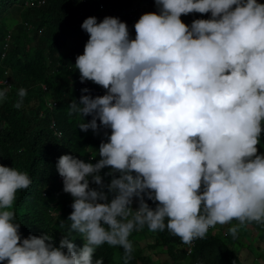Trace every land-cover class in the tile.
Wrapping results in <instances>:
<instances>
[{
    "label": "clouds",
    "instance_id": "obj_1",
    "mask_svg": "<svg viewBox=\"0 0 264 264\" xmlns=\"http://www.w3.org/2000/svg\"><path fill=\"white\" fill-rule=\"evenodd\" d=\"M77 2L73 24L88 40L75 68L81 83L91 81L105 94L82 95L79 103L69 104L68 114L79 115L82 132L97 134L102 127L110 135L100 143L96 163L69 154L57 160L58 182L73 198L69 234L58 247L46 232L21 237L12 209L17 190L28 189L32 181L27 173L0 165V262L103 264L94 254L107 244L122 248L128 264L134 250L128 238L145 226L179 237L190 259L194 240L204 239L218 224L237 221L228 229L233 237L246 224H264V154H257L264 121V4L154 0L157 7L146 13V6L134 1L126 24L110 17L113 8L104 3L100 18L80 24L89 0ZM194 13L211 15L192 20ZM15 24L10 20L7 26L4 50ZM25 26L29 36H40L42 30ZM45 64L51 66L49 58ZM11 86L5 69L0 103ZM38 87L45 108L54 111L57 103L49 98L48 86ZM25 95L19 89L15 108L22 107ZM49 129L62 137L54 121ZM88 153L92 160L94 152ZM104 168L112 177L107 184L100 175ZM73 232L83 238L82 247L73 243Z\"/></svg>",
    "mask_w": 264,
    "mask_h": 264
},
{
    "label": "trees",
    "instance_id": "obj_2",
    "mask_svg": "<svg viewBox=\"0 0 264 264\" xmlns=\"http://www.w3.org/2000/svg\"><path fill=\"white\" fill-rule=\"evenodd\" d=\"M27 1L33 4L25 5ZM38 1L44 3L36 7ZM134 1L145 5L146 13L157 7L154 0H89L88 8L80 15L79 22L82 24L86 18L94 15L100 18V6L109 3L113 8L109 16L119 17L120 21L127 24V15L134 8ZM78 9L77 0H0V79L4 70L8 69L12 82L7 98L0 103V165L25 172L32 181L28 189L17 190L12 209L16 214V222L20 224L21 237L40 236L46 232L54 237L57 247L61 237L69 234L71 222L67 219L72 212L73 202L71 195L63 191V182H58L60 175L56 170L57 160L61 155L69 154L85 162L96 163L99 159V145L102 141L107 142V135L111 131L101 127L97 134L91 129L82 132L77 127L79 115L68 114L69 104L73 100L79 103L82 95L95 97L105 94L101 86L91 81L81 83L79 71L75 68L76 57L83 54L88 40L73 24ZM210 15L194 13L192 20L209 19ZM180 19L183 20V15ZM10 20H16V24L10 29L11 39L4 50ZM29 23L35 27L36 33L42 30L39 37L34 33L29 36L30 32L25 26ZM128 31L130 38L134 39V28ZM3 52L5 56L1 58ZM46 58L51 61L50 67L45 64ZM40 83L48 86L49 98L57 103L54 111L45 108L44 95L38 87ZM21 88L26 90V95L22 107L17 109L14 105L20 99L18 91ZM75 88H78V92L74 91ZM82 89L89 91L82 92ZM83 119L88 122L91 116ZM50 121H54L61 131L60 139L51 134ZM261 127L262 143L257 145V154H263L264 150V125ZM92 151L93 159L89 160L87 154ZM109 171L110 168H104L100 172L105 184L112 178L105 175ZM90 187L95 188L96 185L90 182ZM146 203L152 208L156 206L151 200L146 199ZM51 211L59 214L52 217ZM251 226L264 233V224L255 222L246 224L243 229ZM143 230H148L147 226ZM135 232L128 238L131 242ZM155 233L154 247L165 246L176 261L185 258L184 253L176 251L177 247L184 245L179 237L170 234L167 229ZM70 238L74 239L73 243L77 247L83 246V238L78 233L73 232ZM194 243L189 264H243L221 238L210 231L204 239H196ZM132 245L133 258L128 264H135L141 258V252L133 242ZM116 258L125 264L123 249L107 244L97 248L94 254V260L102 259L103 264H116Z\"/></svg>",
    "mask_w": 264,
    "mask_h": 264
},
{
    "label": "rangeland",
    "instance_id": "obj_3",
    "mask_svg": "<svg viewBox=\"0 0 264 264\" xmlns=\"http://www.w3.org/2000/svg\"><path fill=\"white\" fill-rule=\"evenodd\" d=\"M257 3L264 4V0H257ZM138 10L143 13L141 8H138ZM262 124L264 125V121H262ZM259 143H262L260 137ZM137 206V202L134 200L132 205L133 209ZM232 225V223L225 225L218 224L211 230L213 234L221 238L243 264H264V233L253 226L246 230L240 227L238 229V236L232 238L228 232V229ZM132 242L141 252V258L137 259L135 264H189V259L186 256L183 260L176 261L169 254L165 246L158 245L154 247V242H156L155 232L149 230L135 232ZM176 251L183 253V248L177 247ZM218 253L219 251L216 250V254ZM115 263L121 264L117 258L115 259Z\"/></svg>",
    "mask_w": 264,
    "mask_h": 264
},
{
    "label": "built area",
    "instance_id": "obj_4",
    "mask_svg": "<svg viewBox=\"0 0 264 264\" xmlns=\"http://www.w3.org/2000/svg\"><path fill=\"white\" fill-rule=\"evenodd\" d=\"M188 252H190V248L188 249ZM189 254V253H188Z\"/></svg>",
    "mask_w": 264,
    "mask_h": 264
}]
</instances>
